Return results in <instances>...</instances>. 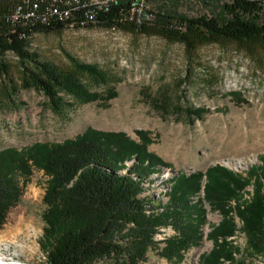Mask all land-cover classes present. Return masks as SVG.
<instances>
[{"label": "rangeland", "instance_id": "rangeland-1", "mask_svg": "<svg viewBox=\"0 0 264 264\" xmlns=\"http://www.w3.org/2000/svg\"><path fill=\"white\" fill-rule=\"evenodd\" d=\"M226 1L147 0L146 10L152 14L151 21L156 11L211 16L223 14ZM171 23L182 27L179 16ZM29 48L63 71L75 64L92 65L95 74L84 71L79 79L97 97L81 100L59 89L62 100L54 107L40 90L21 86L17 57L4 51L0 60L8 66L0 68V149L58 142L87 126L122 130L134 139L138 138L136 128L145 129L151 138L146 149L168 165L142 182L141 195L152 194L159 200L158 206L143 205L141 211L149 217L169 201L166 181L171 175L203 171L210 161L224 158H231L227 165L232 169L244 170L256 161L255 155L264 152V44L224 39L197 44L188 51L181 42L157 34L92 24L33 32ZM47 178L43 169L31 166L19 199L0 226V264L43 261L48 238L43 234L41 196ZM201 188L202 184L186 197L193 205V216L196 209L201 210L192 221L201 237L167 254L166 238L180 235L168 217L151 225L154 241L137 264H201L200 255L212 245L209 224L220 219L217 209L199 199ZM251 190L248 183L239 194L247 198ZM229 213L235 226L227 236L232 257L220 264H264V242L261 250L250 247L248 229L234 210ZM130 224L120 226L115 236L122 245L120 252L97 256L92 264H133L126 257L130 236L125 234H138L140 229H130Z\"/></svg>", "mask_w": 264, "mask_h": 264}, {"label": "trees", "instance_id": "trees-1", "mask_svg": "<svg viewBox=\"0 0 264 264\" xmlns=\"http://www.w3.org/2000/svg\"><path fill=\"white\" fill-rule=\"evenodd\" d=\"M222 6L223 14L211 16L156 11L154 21L135 24L122 17L126 0H121L102 12L94 22L74 25L99 24L157 34L181 42L188 51L197 44L224 39L264 44V0H227ZM175 16H179L182 27L172 26L171 19ZM70 25V22L56 21L34 24L17 34L9 33L8 37L0 34V54L11 51L16 55L21 86L40 90L54 107L62 100L59 89H65L81 100L97 97L95 92H87L79 79V73L84 71L95 74L92 65L75 64L73 69L63 71L29 48L33 32L58 30ZM7 66L0 60L1 69L6 70ZM134 132L137 139L122 130L87 126L75 136L58 142H34L18 149H0V226L9 208L19 199L31 166H35L48 175L41 196L43 234L48 238V246L44 248V259L40 264H92L97 256L119 253L122 245L115 236L120 226L129 222L134 225L130 229H140L138 234H125L130 236L126 257L137 264V259L154 241L151 225L164 223L168 217L180 229V235L166 238L164 250L167 254L183 250L201 237L192 224L201 210L196 209L193 216V205L186 199L200 184L203 193L199 199L220 213V219L209 224L212 245L200 255L201 264H220L224 259H231L227 236L235 226L230 210H234L242 226L248 229L247 244L261 250L264 242V152L244 170L214 163L208 164L203 171L171 175L166 181L169 203L161 205V210L149 217L142 213L143 205L158 206L159 200L152 194L141 195L142 182L146 178L149 180L148 175L158 171L160 166L168 165L146 149L151 141L147 130L136 128ZM248 183L252 184L251 193L242 198L239 192ZM230 200H233L232 204Z\"/></svg>", "mask_w": 264, "mask_h": 264}, {"label": "built area", "instance_id": "built-area-1", "mask_svg": "<svg viewBox=\"0 0 264 264\" xmlns=\"http://www.w3.org/2000/svg\"><path fill=\"white\" fill-rule=\"evenodd\" d=\"M121 0H0V34L28 29L34 24L95 21ZM147 0H126L122 17L135 24L150 21Z\"/></svg>", "mask_w": 264, "mask_h": 264}, {"label": "water", "instance_id": "water-1", "mask_svg": "<svg viewBox=\"0 0 264 264\" xmlns=\"http://www.w3.org/2000/svg\"><path fill=\"white\" fill-rule=\"evenodd\" d=\"M255 158H257V155H255ZM227 160H231V158H227V159L224 158V159L217 160V161H210L209 164L219 163V164L226 165L227 167L231 168L229 165H227ZM248 165H250V164H246V168H247ZM201 192L203 193L202 188H201Z\"/></svg>", "mask_w": 264, "mask_h": 264}, {"label": "bare ground", "instance_id": "bare-ground-1", "mask_svg": "<svg viewBox=\"0 0 264 264\" xmlns=\"http://www.w3.org/2000/svg\"><path fill=\"white\" fill-rule=\"evenodd\" d=\"M77 22H94V21H76V22H70L71 25H74ZM24 33V32H23ZM6 259H3L2 261H5ZM8 264V263H7Z\"/></svg>", "mask_w": 264, "mask_h": 264}]
</instances>
